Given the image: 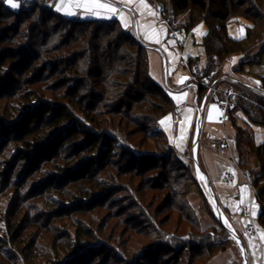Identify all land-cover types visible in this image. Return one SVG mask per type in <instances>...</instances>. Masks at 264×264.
I'll return each mask as SVG.
<instances>
[{"label":"trees","instance_id":"1","mask_svg":"<svg viewBox=\"0 0 264 264\" xmlns=\"http://www.w3.org/2000/svg\"><path fill=\"white\" fill-rule=\"evenodd\" d=\"M3 1L0 4L1 9H5L7 14L3 16L1 14L2 12H0V41H4L3 38H8L7 35L11 32L18 33V31H15L14 26L8 27L2 23L5 18L17 15V10L7 7L6 0L4 3ZM152 1L167 5L165 0ZM168 1L179 15L186 14L190 10L197 11L198 18L202 19L206 25V33L203 37L206 65L202 67V70L196 77L199 104L209 91V84L205 85L203 80L204 77L211 72H216L210 84L217 82V79L220 77V69H215V62H222L227 58L232 59L235 57L237 58V67L235 71L239 73L247 71V67L253 66L252 64L262 62V58L264 57V27L256 29L260 25L256 19L264 21V11L262 15L255 14L254 11L256 8L252 5V9L249 10L251 12L250 14L258 17H255L256 19L247 17L250 23H252V27H248L246 34L239 39L230 36L227 29V25L231 19H234L235 16H244L245 12H241L242 7L240 8V6L244 4L247 5L248 0ZM34 9L35 7L30 9V11L33 12ZM45 9L50 11L54 19L55 17L60 18L63 23L70 25V31L76 32L77 29H81L78 38L72 40L70 44L68 43L70 40L66 42L68 44L66 46L67 51L63 50V55L59 57L61 68L63 66L64 71L72 72L77 77L74 79V81H76L74 83L75 85L71 87L72 89H70L68 94L58 98V96L54 94L52 88L44 91H42V89L34 90L33 87H35L37 82H35V80L33 81V75H31L29 80L24 81L26 86H29L28 88L21 87L22 84H19V82L15 83L19 91H17L18 94L21 88L25 89V92H22L18 98H15L18 99V103L15 102L8 107H0V154H4L3 149L8 143H14L17 149L15 154L18 156L16 158L17 160H14L11 165L17 166V163L22 159H30L28 170L26 171L27 173L25 172L21 178L17 179L15 183H13V186L20 185L23 179L27 178V176L34 175L37 169L41 167L42 163H46L51 168V172L49 173L52 174L49 175V178L46 180L45 186L54 190L56 196L54 197L51 195L48 198L49 200L46 198L45 201L51 204H56L57 202L58 204H72V206L66 207L69 212L61 213L63 215H67L70 212L83 214L84 212L95 210V208L107 207L106 203H110V193L113 191L117 193L123 191L125 197L131 198L127 202L130 206L129 209L132 211L137 209V206L143 208L142 204H140L141 200L144 201L145 198L148 197L150 191L155 192L156 195L153 196L154 199L158 198L157 195H161L162 192H169V198L165 202L166 204L160 207L162 209H165L173 198L184 193L182 192L183 190H181L182 187L185 188V193L194 188L200 192L199 194L202 196L203 193L201 192L200 184L196 178L193 159L190 157L192 156L193 134L196 125H192L193 130L191 131L186 151L180 153L175 146L170 144L166 132L160 128V121L163 118L170 114L173 118L177 105L175 99L169 94V91L157 84L151 77L148 47L141 43V41L133 35L132 31L127 30L118 19L75 20L64 17L60 13H56L52 7L46 6ZM25 12L27 13L28 10L24 9V11L20 12V15H23ZM38 22L42 23V19L38 18ZM193 22L194 20L190 18L188 22H184L181 27L188 31L193 28ZM93 25L95 26L94 34L92 35L90 33L91 35H89L90 27ZM35 29H37L36 26ZM252 30L256 31L255 37L251 36ZM102 31L104 33V35L101 36L103 42L101 44L97 43L95 46L94 42L97 41L96 36ZM79 38L87 40H79L77 43L76 40ZM106 40H108V44L106 45L107 54L104 57H107L105 60L107 66L104 70L107 74L103 72V68L100 69L99 66H101V63L97 66V69L96 67H92L88 75L92 76V73L95 74L96 72L94 69H96L98 71L95 77L97 81H107L111 78L108 82V86L111 89H104V91L99 92L97 91L98 89H93L92 92H89L92 100L90 103L88 102L87 106L81 105V102H78L79 100L76 101L77 103L73 102L74 104L72 105V99L73 101L76 99L72 96L74 95L73 90L75 87L78 89L77 82L81 80L86 81L88 77L84 75L85 73H82V71H85L83 67L85 68L87 62L90 61V57L92 56H89V54H91L90 52H98ZM2 42H0V44ZM8 42H10V39H8ZM260 42L261 44L259 45ZM79 43H81V45L76 48ZM41 45L42 50L39 54L43 57L48 56L54 50L58 51L60 47L59 44L50 49L45 46V43ZM257 46L262 47L259 53L254 52ZM113 48L115 52L111 51ZM34 50L31 44L30 46L26 45L24 48L19 49L14 45L13 47H4V49L0 48V61L5 58L9 59L8 61H11L10 66L14 68V72L12 73L14 75V73H19L22 64L17 60H15V62L17 61L16 63H13L12 60H14V58L18 59L19 56L23 54V57L26 55L23 61L25 63L34 56ZM17 51L19 52L18 54ZM10 55L13 56L9 57ZM78 59L84 60L81 67L77 62ZM190 61L192 62V60ZM1 63L2 62H0V64ZM44 63L46 67H55V62L51 59L46 60ZM84 63L86 64L84 65ZM114 63L127 64L128 67L132 66V71L128 72V70H126L125 72V69L120 67L117 73L114 69ZM3 66L0 65V68ZM46 67L45 70L43 68V73L47 72ZM17 69H19V71ZM53 74L55 73L52 72V75ZM114 74H117L116 78H106ZM62 79L66 81L64 77ZM261 80L258 90L236 83H233V85L228 88L235 93V107L230 113V121L234 126L235 140L240 148V150H236V153L238 152V164L242 168L244 167V160L246 158H244L245 152L254 150L258 154L260 162L258 169H261V167L264 169V144L257 147L253 134L246 128V126L250 127L252 124L264 125V77H261ZM97 81L94 82V85H96ZM8 82L9 80L6 76L4 77L0 74V100L6 97L10 98L15 94V87L12 83L9 85ZM215 90H217L216 87ZM110 91L112 96L110 99H106ZM127 100L132 101L128 106L126 104ZM99 102H102L103 106L108 107V111H111L103 115L106 119L102 118L103 112L100 114L95 112ZM144 103L146 105L142 107L141 112L138 111L136 116L133 117L130 113L133 105L142 106L140 104ZM125 106H127V108H125ZM41 107L43 108L39 110V112H36ZM111 108H113V110H111ZM234 111H241L245 115V119L242 121L245 125L238 124L233 114ZM113 114L121 116L123 122L130 121L129 125L133 124L135 128L131 129L129 126H123V122L116 124V118ZM114 125L118 127H112ZM122 127H124L126 138L142 134L144 139L138 145L133 141H128V138L126 139L123 135L121 136L117 133V130H120ZM148 140H155L157 144L150 147ZM199 150L198 148V154ZM4 155H6V153ZM172 163L173 166L170 170L168 166H171ZM90 165L99 166L98 173L100 171L108 172L109 178L105 180L97 178L95 176L96 173L91 171ZM160 167H162L163 174L159 176V178L154 179L156 180L154 181L156 184H153L151 183L153 179L149 181L150 178H148V175ZM122 178H127V180L121 182ZM256 179L260 180L261 175L257 176ZM136 180H139L138 184L134 183ZM72 184L74 185L75 191L73 193L65 189V187ZM257 186L258 183L255 182L253 178V187L256 191V200L259 205L258 220L259 223L264 226V188L258 189ZM43 191H45V187L37 189L36 193H39L37 194L38 196H44L45 193ZM136 191L141 200L136 195ZM46 195L47 194H45L44 197H46ZM202 198L204 199L205 196H202ZM20 202H18L19 205L17 202L14 203L15 207L12 209L11 216L5 221L7 230L4 232L3 238H0V243H4V246H9L10 250L14 251L15 249L18 255L19 252L21 254L26 247L25 243L21 242L25 239L23 229L19 231L16 225V211L23 206ZM181 204L183 206L182 210H186V199L182 200ZM62 207L60 208L64 210ZM61 209L57 210V208H54L52 212L54 214L51 216V219L53 217L56 218V215H60L55 212ZM157 211V214H161L160 210ZM222 211L224 213L223 209ZM138 213L139 214H136L132 218L133 220L131 222L135 221L136 228L140 234L148 231L145 233L147 236L144 237L143 235L144 243H141L139 246L140 252H138L137 256L135 255L136 257L128 261L124 258L126 255L117 251L116 248L114 250L116 255L114 256L113 264H140V258L148 259V264H159L158 262L160 259L167 258L170 254L175 255L173 264H180V260L186 254V251H188V257L192 263L196 258H204L206 255L213 254L216 250H223L225 247L228 248L232 246L230 234L220 224L218 219H216V230L221 233L220 235H216L213 240H210L207 236L201 238V240H195L196 238H193L194 240L191 241L189 238L185 239V236L188 235H179L182 229L181 227L175 226V234L166 233L164 231L161 232L162 230L159 224L155 223L158 220L154 219V223L152 221V224H150L152 220L150 217L145 216L140 209ZM209 215L215 219L214 214L211 213ZM182 217L184 220L187 218L185 214ZM27 221H30L28 215ZM44 225H46V223ZM149 225H154V227L151 228ZM90 228H92L91 225ZM78 230L79 232L73 239L72 244L66 245L67 247L55 245L56 256L51 253L53 252V246L50 250L51 252L46 254L45 258H47V264H82L81 259L84 260L87 253H90L89 257H93L95 250L102 249L103 245H101V243L93 244L96 241L93 240L91 233H86V231L80 227ZM199 245L201 247H198ZM173 246L176 249H174ZM92 249H94L93 252L91 251ZM113 249L111 250L113 251ZM0 252V264H32L37 260L33 257L31 260L32 262L30 260L20 262L16 252ZM198 252L199 254H196ZM60 253H64V258L59 256ZM103 253L101 255H103ZM67 255L69 257H67ZM48 259L50 260L49 263ZM93 259L95 260V258ZM165 264L168 263L166 262ZM169 264H171V262H169Z\"/></svg>","mask_w":264,"mask_h":264},{"label":"rangeland","instance_id":"2","mask_svg":"<svg viewBox=\"0 0 264 264\" xmlns=\"http://www.w3.org/2000/svg\"><path fill=\"white\" fill-rule=\"evenodd\" d=\"M3 0H0V4L2 3ZM149 2H152L155 10L150 13L149 16H144L139 18V24H140V31L142 33V30L144 32H150L151 36H153V39H156V42H158V46L160 47L159 50L161 51L158 53L161 55V59H166V63L168 67H174L173 69L175 70L174 75H173V80L171 79V82L174 83H179L181 85H187V83H193L191 79V72H190V67L195 63H198L201 67H205L206 65V54L205 50L203 47V37L206 33V25L202 21V19L198 18V12L195 10H190L186 14H177L170 5L171 3L168 0H165L166 4L163 3H155L152 0H148ZM5 0L3 1V3ZM17 3H19L20 7L15 8L17 10V15L11 16L9 18H5L3 20V25H6L8 27L14 26L15 31H18V33L11 32L8 36V38H3L0 42V48L4 47H13V45L19 49V48H24V46L31 44L32 49L34 50V56L31 57L28 61L25 63L24 58H26V55L23 57L22 56L17 59L14 58L12 60L13 63H16L17 61L21 62V69H17L19 73L14 75L12 74L14 72V68L10 66V62L8 61L9 59H2L0 62H2L0 65L3 66L0 68V74L3 75L4 77L9 80L8 84L12 83V85L15 87L14 89L15 94L14 96L8 98H2L0 100V107H8L11 106V104H14L15 102L18 103V98L22 92H25V89L21 88L20 93H17V87H16V82L21 83V87L28 88L26 84L24 83L25 80H29V77L32 76L33 81L37 82L35 84V87H33L34 90H40L42 91L47 90L49 88H52L54 90V94L58 96V98L63 97L68 94L71 87H73L76 81L74 79L77 77L75 76L72 72H66L63 70V66L61 68L60 65V59L59 57L62 54L63 50L67 49V41L69 44L74 40L75 38H78L79 34L81 33V29H77L75 31H70L71 26L63 23L60 18L54 19L52 17V14L50 11L45 9L46 6L52 7V9L56 13H60L59 11L56 10V5L58 4L59 0H16ZM238 2V1H237ZM242 3V2H241ZM7 7L11 8L10 5L6 2ZM159 5H163L165 7V12L166 16L164 14L162 17L159 15V11L157 8ZM252 5H254V8L256 10L254 11L255 14H260L262 15L264 11V0H248L247 5L244 4L240 6L241 12L244 13L243 17H236L234 19H231V21L227 25L228 33L230 36L239 39L243 37L246 32L248 27H252V23L248 20L247 17L252 18H257L258 16L250 14L251 12L249 10L252 9ZM95 6V7H94ZM35 9L33 12L30 11V9ZM91 7V6H90ZM94 7V8H93ZM1 9V5H0ZM8 9V8H7ZM13 9V8H11ZM24 9L28 10V12L24 13L23 15H20V12L24 11ZM2 12L1 14L5 16L7 12L4 10H0ZM91 16H87L86 19L80 18L81 20H109L108 17L113 16V14H110L108 8L101 7V6H96V3L93 4L91 11L89 12ZM154 13V14H153ZM249 13V14H247ZM61 14V13H60ZM66 14V13H65ZM156 16L159 18L160 22H158V19H154L156 23H153V16ZM68 15V14H67ZM67 15H63L64 17H67ZM173 16L174 17V25H170V23H167V17ZM128 20H132V17L130 14L127 16ZM38 18L42 19V23L38 22ZM70 19H75L71 17H67ZM113 19L112 17H110ZM192 18L194 20L190 30H185L181 27L184 22H188V19ZM255 18V19H256ZM125 19V18H124ZM135 19V18H134ZM144 19V20H143ZM76 20V19H75ZM258 20V23L260 24L257 28L259 27H264V21H261L260 19ZM264 20V18H263ZM127 23V20H124ZM200 21V22H199ZM202 21V22H201ZM133 22V20H132ZM199 22V23H198ZM38 23V24H37ZM1 26V24H0ZM35 26L37 29H35ZM139 26V25H138ZM4 27V26H2ZM94 25L90 27L89 35L94 34ZM135 27V25H134ZM174 27L182 28L183 30V36L182 40L184 42V46L182 49H179L178 47L173 46L168 42V37H169V32L172 30ZM251 28V29H253ZM133 35L139 37V27L133 28ZM13 30V29H12ZM162 32L163 37L160 35ZM91 33V34H90ZM251 36L255 37L256 36V31L252 30L251 31ZM82 35V34H81ZM88 35V36H89ZM104 35L103 31L99 33L98 36H96V40L94 42V45L96 46L97 43H102L103 38L101 36ZM90 37V36H89ZM160 37V38H159ZM92 38V36H91ZM8 39H10V42H8ZM79 40L85 41L83 39H78L76 40L77 43ZM45 43V46L49 47L52 49L54 46H58L60 44L59 50L58 51H52L48 56H40L39 52L42 50V45ZM66 43V44H65ZM105 43V44H104ZM102 44V48L98 52L91 51L89 54L90 61L84 63L86 64V67H83L82 73L84 72V75H87L88 77L86 78V81H78V89L75 87L73 90L74 95L72 97H75L76 99H72L71 103L72 105L74 104L73 102L77 103L76 101L79 100L78 102H81V105L87 106L88 102L92 100L90 98L89 92L94 89H98L97 91H104V89H111L108 86L109 80H111L110 77L116 78L117 74H114L113 76H108L106 78H110L109 80H99L95 78L96 75L98 74L97 66H99L101 63V68H103V72L106 73L104 68H106L107 63L105 62L107 57L106 56V45L108 44V40H106ZM261 42L259 43V45ZM81 45L79 43L76 48ZM105 45V46H104ZM261 46L255 47L254 52L259 53L261 51ZM67 51V50H66ZM111 51L115 52V49H111ZM19 52L17 51V54ZM23 53V49H22ZM38 54V55H37ZM157 54V55H158ZM15 55V54H14ZM155 55L154 53L152 56ZM13 55H10L11 57ZM150 58V74L153 80L160 82L162 84L163 88H166L165 84V79H164V60H161V63H156L154 62V59ZM94 58V59H93ZM52 60L55 62V67H46L45 61L46 60ZM92 59V61H91ZM15 60H17L15 62ZM192 60V62L190 61ZM44 61V62H43ZM84 61V60H83ZM83 61L81 59H78L77 62L81 65H83ZM218 65H214L215 67L219 68V75H222L225 77L223 81H220L219 83L214 82L213 85L216 87L217 91H224L229 88V84H232L230 77L232 79H240L242 81L247 82L249 80L248 78L250 77L251 80L255 81L258 87H260L261 84V77H264V57L262 58V62L258 64H252L253 66L247 67V71L243 73L235 72L236 70V65H237V58H232V59H225L224 61H217L215 62ZM47 72L43 73V68ZM92 67H96L94 71L96 72L95 74L92 73V76H89L88 74L91 71ZM114 69L119 72V68H123L128 70V72L132 71V66L128 67L127 64H122V63H114ZM89 68V69H87ZM63 70V71H62ZM169 70V69H168ZM52 72L55 73L52 75ZM109 72V71H108ZM69 73V74H68ZM114 73V72H113ZM218 73V72H217ZM107 74V73H106ZM120 74V73H119ZM169 71L167 74V79L169 81L170 76H169ZM66 77H65V76ZM82 75V74H81ZM65 78L66 81H64L62 78ZM74 77V78H73ZM229 77V78H228ZM31 78V79H32ZM12 81V82H11ZM95 81H97L96 85H94ZM106 81V82H105ZM231 82V83H230ZM158 84V83H157ZM177 84V85H179ZM29 85V84H28ZM99 85V86H98ZM181 89L180 94H182L180 97L185 100L187 98V101L184 102V106L181 109L186 115L183 119H181L178 122H174L172 115H168L165 118H163L160 121V128L166 132L169 142L171 145L175 146V148L180 152L184 153L187 149L188 146V140L190 137V132L192 131V126L189 125V122L191 124H195L198 119V114L199 110L198 107L200 108L203 107L205 104V108L208 110L210 107V104L212 103L214 93L212 92H207L206 96L204 97L203 101L197 106V97L196 93L197 90L194 86H190ZM19 92V91H18ZM111 91L108 93L106 99H110ZM170 94V93H169ZM137 96V95H135ZM206 101V102H205ZM132 101L127 100L126 104H131ZM186 104V105H185ZM71 105V106H72ZM142 106H136L133 105L131 114L136 116L137 112L142 110V107H144L146 104H140ZM79 106V105H76ZM125 106V108H127ZM43 107L39 108L41 110ZM110 109V108H109ZM144 109V108H143ZM113 110V108H111ZM95 112L97 114L102 113V118L106 119L105 116L108 112V107L103 106L102 102H99V104L96 107ZM113 112V111H112ZM106 113V114H105ZM206 113H204V116L202 118V125H201V137L199 141V146L201 153L204 152L205 150V163L209 167V175L212 177L213 171L218 172L217 169V164L221 165L223 167L222 162H218L216 153L214 152L215 150L212 147L211 143V137L213 136L214 138H231V139H236L235 137V130L232 122L230 121L231 115L228 116V119L223 122L220 119L219 123H213V125H210L206 119ZM238 124L243 125L242 121L245 119V115L241 111H234L233 112ZM114 115V114H113ZM116 124L119 122H123L121 119V116H116ZM136 118V117H135ZM130 121L123 122V126H129L131 129H134V125L131 124L129 125ZM128 124V125H127ZM189 126H191L189 128ZM117 128L118 126H112ZM251 133L254 136L255 139V144L256 146H261L264 144V125H256L252 124L250 127L246 126ZM191 129V131H190ZM196 129V126H195ZM121 136L123 135L124 138H126L124 134V127H122L120 130H117ZM195 133V131H194ZM195 134H193V137ZM128 138V137H127ZM126 138V139H127ZM144 139L142 134H138L135 137L128 138V141H133L136 145H138L142 140ZM194 139V138H193ZM149 146H154L157 144V141L155 140H148ZM193 146V144H192ZM237 150H240L239 147H237ZM4 150V154H0V238L2 239L4 236V232L7 230V225H6V220L10 218V214L12 212L13 207H15L14 203H22V207L16 211V225L21 231L23 229V234H24V240L21 242H24L26 247L23 249V252L21 255L19 252V255L17 251H14L17 253V257L20 259V262H24L26 260H32V258H36L32 264H47L46 262V254L48 252H51L50 250L53 248V253L52 255L56 256V249L55 245H59L61 247H67L66 245L72 244L73 239L77 236L79 232V227L83 230L86 231V233H91L92 238L94 241H96L93 244H100L103 245L102 249L95 250L93 257H89L90 253H87L84 257V260L81 259L82 264H113L114 256L116 255V252L114 250L116 249L117 251H120L124 253L126 256L124 258L126 260H132L134 257L138 255L139 251V246L141 243H144L143 235L144 237L147 236L148 231L144 232L143 234H140L139 231L136 228L135 221L131 222L133 217L138 213V210H142L145 216L150 217L152 220L150 224H152V221L158 220L155 223H158L161 232H166V233H174V228L175 226L181 227V231L179 235H188L185 236L186 238H189V240H194L193 238H196L195 240H201V238L207 237L210 238V240H213L216 235H220L221 233L218 232L217 229V220L220 222L214 204L213 200L210 196L209 189H208V181L204 177V175H199L196 171L195 165L194 170L196 174V178L200 184V189L202 190L201 192L203 193L202 196H205L203 199L202 196L199 194L197 190L194 188L189 190V192L185 193V188L182 187L181 190H183L182 195L173 198L172 201L167 204L165 209L160 208L161 206H164L166 204L165 202L168 200V194L169 192H162L161 195H157L158 198H155V192L150 191L148 193V197L145 198L144 201L140 199L138 196V192L136 191V195L139 197L141 200V203L143 208H139L137 206V209L132 211L129 209V201L130 199L125 197V193L123 191L117 193V192H111L110 193V203H106L107 207H102V208H95V210L89 211V212H84L83 214L81 213H76V212H70L67 215H63L61 213L63 212H69L67 209L68 207L72 206L69 205L70 203H64V204H58V202L55 204L48 203L46 198L48 199L51 195L56 196V193L54 190H51L50 187L45 186L46 185V180L49 178V175H51V168L49 165L46 163H42L41 167H39L36 171V173L32 176H27V178L23 179L22 182H20V185L18 186H13V183L28 170V165H29V160L30 159H22L20 162L17 163V166H12L11 163L14 162V160H17V154L15 152L17 151L16 146H14V143H8ZM236 150L233 152L227 151L225 155L233 161L239 168H236V171L240 174V179L236 180L234 182L232 189L229 188L227 190H221L222 195H218L216 193H219L213 184H211L212 191L215 194V197L219 203V205L224 203V199L227 200L229 203V211H231V217H228L229 220L233 223L238 224V228L241 229V233H244L243 236L246 241L242 239L241 236H239L242 240V243L244 245L245 251L247 253V264H264V226L259 223L258 220V215H259V205L256 200V191L253 187V178L255 182L258 183V189H263L264 188V169L261 167V169H258L259 165V159H258V154L254 150H248V152H245L246 154L244 155V167L242 168L238 164V152L235 153ZM191 155H192V150H191ZM10 156V157H9ZM192 157V156H190ZM197 159L198 163L200 166V169L204 173L200 162H199V154L197 153ZM20 163V164H19ZM194 163V161H193ZM91 164V163H90ZM261 165V164H260ZM91 166V171H93L95 176L100 179H108L109 174L108 172L100 171L98 173V168L99 166ZM173 166V163L171 166H168V169L171 170ZM259 167V168H260ZM257 169V170H256ZM242 172L245 174H249L251 176V179L249 180L246 176L245 178L242 177ZM27 173V172H26ZM223 173L227 174L230 173V171L226 170V168L223 169ZM163 174L162 167L159 169H156L155 171H152L150 175H148L150 180H152L153 184H156V180ZM261 175V179H256L257 176ZM127 178H122L121 182L126 181ZM139 180H136L134 183L138 184ZM141 182V181H140ZM250 184V185H249ZM256 184V183H255ZM74 185H70L68 187H65V189L68 191H71L72 193L74 191ZM45 187V191H43L45 194L44 196H38L36 193L37 189ZM135 189V188H134ZM251 191L253 193V197L251 200V208L253 212V221L254 224L256 225L257 228H259L260 233H259V238H251L249 235H247L244 232V228L246 227V224L249 223L250 219L249 218H242L241 213H242V208L244 206H250V197H251ZM108 197V196H107ZM220 197V198H219ZM224 197V199H223ZM186 199V210H182V200ZM221 199V200H220ZM49 200V199H48ZM152 201V202H151ZM19 205V203H18ZM220 205V206H221ZM64 206V207H62ZM60 207H62L64 210H62ZM67 207V208H66ZM54 208L57 210L61 209L60 211L56 210V218H52L51 216L54 214L52 213L54 211ZM121 208V209H120ZM126 208V209H124ZM222 208V206H221ZM157 210H160L161 214H157ZM214 214L215 219L209 215V214ZM42 214V216H41ZM182 214V215H181ZM186 215L187 218L186 220L183 219V215ZM27 215L30 218V221H27ZM158 218V219H157ZM150 220V219H149ZM154 220V221H155ZM249 220V221H248ZM153 221V223H154ZM28 222V223H27ZM163 222V223H160ZM46 223V225H44ZM133 224V225H132ZM196 224H200L199 227ZM221 224V223H220ZM222 225L226 231L227 228H231V226L226 222L223 223ZM90 225L92 228H90ZM151 228L154 227V225H149ZM227 227V228H226ZM221 228V227H220ZM233 230V229H232ZM234 231V230H233ZM18 232V231H17ZM179 233V232H177ZM184 233V234H183ZM229 233V232H228ZM236 233V232H235ZM175 234V233H174ZM242 235V234H241ZM232 239V237H231ZM55 241V242H54ZM57 241V243H56ZM33 242V243H32ZM208 244V243H207ZM237 242L232 239V246H229L228 248L225 247L223 250H216L213 254L206 255V257H199L196 258L195 261L192 263L190 262V259L188 257V251H186V254L181 258V263L180 264H244V257H243V250L238 249L237 247ZM74 245V244H73ZM175 245V244H173ZM198 247H201L200 245ZM114 248V249H113ZM174 249H176L173 246ZM241 248V247H240ZM61 249V248H60ZM113 249V251L111 250ZM64 250V249H62ZM66 250V249H65ZM94 249L91 251L93 252ZM0 251H5V252H14L13 250L9 249V246L7 245L4 246V243H0ZM105 251V252H104ZM14 252V253H15ZM90 252V251H88ZM104 252V253H103ZM103 253V255H101ZM1 254V252H0ZM196 254H199L196 253ZM228 255V258L225 259L224 256ZM44 255V256H42ZM101 255V256H100ZM136 255V256H135ZM60 257L64 258V253H60ZM99 256V257H98ZM174 254H170L167 256V258L160 259L158 262L159 264H165L166 262L169 264H173L174 262ZM67 257H69L67 255ZM95 258V260L93 259ZM53 259V258H52ZM93 259V260H92ZM144 259V260H143ZM49 260V259H48ZM86 260V261H85ZM141 260V261H140ZM93 261V262H92ZM32 262V261H31ZM50 260L48 261V263ZM77 262V261H76ZM148 259L146 258H140L139 263L140 264H148ZM121 264V263H120Z\"/></svg>","mask_w":264,"mask_h":264},{"label":"crops","instance_id":"3","mask_svg":"<svg viewBox=\"0 0 264 264\" xmlns=\"http://www.w3.org/2000/svg\"><path fill=\"white\" fill-rule=\"evenodd\" d=\"M94 3H96V6L106 5L107 7H105V8H108L110 14H113V16L110 15V17H112L113 19H118L122 23L123 26L126 23L124 21L126 19L127 20V23H126L127 27H125V26L124 27L127 30L133 32V30H134L133 28L139 27L140 34H139V37L137 36V38L141 41V43H143L145 46L148 47V50H149L148 51V54H149V67H150V64H151L150 63V58H151L153 53L155 54V55L152 56V58L154 59L155 65H156V63H161V60H164V67H165L164 68V79H165L166 88L169 91L170 95L175 99L177 107L181 110L183 108V106H184V102L187 101V98L185 100H183L180 97L182 95V94H180L181 89L185 88V86H187V87L194 86L196 88V90H197V87L195 86L194 83H192V84L191 83H187V85L184 86V85H181L179 83H177V84H179V85H177L176 83L171 82L170 80L173 78V75H174V72H175L176 69L174 70L173 69L174 67H170L169 68L167 63H166V59H161L162 58L161 55L158 54V53L161 52L159 50L160 47L158 46V42H156V40L158 38L153 39V36H151L150 32H147V31L144 32L142 30V33H141L140 24H139V22H140L139 18L141 17V14H142V17H144L145 15L150 17V13L155 10L152 2H149L148 0H59L58 4L56 5V7H57L56 10L58 8H60V10H57V11H59L64 16L68 14L67 17H71V18H75V19H80V18L84 17V19H86L87 16H91L89 12L91 11L92 6H93ZM112 8H115L116 11L115 12L110 11V9H112ZM128 14L131 15L133 22H132V20H128L127 19L128 18L127 17ZM110 17H108L109 20H112ZM154 19L155 20L158 19V22H160L159 18L155 14V16H153L152 25L154 23H156V21H157V20L155 21ZM134 25H135V27H134ZM160 35L163 37L162 32L160 33ZM168 71L170 73L169 74V76H170L169 81L167 79ZM262 76H264V75H262ZM223 79H225V77L220 75V77L217 79V82L219 83L220 81H223ZM248 79L249 80H247V82H245V81H242L240 79L239 80L238 79H232L230 77V80H231L232 84H229V88L233 85V83H236V84H240V85H243L245 87H248V88H252V89L258 90L259 87L255 83V81L251 80L250 77ZM155 82L162 86V84H160V82H158V81H155ZM196 97H197L196 103H197V106H199L197 93H196ZM214 98H215V95L213 97L212 103L210 104V107H209L208 110L205 108L206 104L203 106L204 107L203 108V116H204V113L207 111L206 119H207V121H208V123L210 125H213V123H219L220 119H221V113H220L218 107L215 104ZM200 108H201V106H200ZM198 110H199V107H198ZM181 112H182V118L181 119H183L186 115H184L182 110H181ZM180 120H178V121H180ZM178 121H174V122H178ZM189 125L192 126L193 123L191 124V122H189ZM195 125H196V123H195ZM243 125H245V124H243ZM191 126H189V128ZM190 131H191V129H190ZM190 134H191V132H190ZM213 138L214 137L212 136L211 137V143H212L211 145H212L213 149L215 150L214 152L216 153L218 162H222L223 163V167H221V165L217 164L216 166H217L218 172L216 173V172L213 171L212 177H210V175H209L210 169L205 163V160H206L205 159V150H204L203 153H201V151L199 150V162H200V165H201L202 169L204 170V173L206 174V177L209 180L210 184H213L215 186V189L219 192V193H216V194H218L220 196V195H222L221 192L223 190H225V188L227 190H229V188L232 189V186L235 184L234 182H236V180L240 179L241 177H240V174L236 171V168H239V167L235 163H233V161L228 157L229 155L221 156L219 154L217 148L214 147V145H213ZM224 168H226L227 171L229 170L230 173H234L235 174V180L234 181L227 182L225 180V174L223 173V169ZM242 177L245 178V175H244L243 172H242ZM252 197H253V193L251 191L250 205H251ZM223 199H224V197H223ZM228 203L229 202L224 199V203H222V205L220 204L222 206V209L224 210L223 214H224V216H225V218L227 220V223L238 234V236H241L242 239L244 241H246L244 239L245 236H243L244 233H241L242 227H240L241 229H239L238 228V224L234 223V225H233V223H232L233 221L231 222V220H229V218H228V217H231V211H229V209H228L229 208V204ZM246 207H248V206H244V208H246ZM244 208H242V211L244 210ZM252 215H253V212H252ZM252 215H251V220L250 221H252L254 223ZM241 216H242V218H246V217H244L242 215V213H241ZM247 225H248V223L246 224V227L244 228V232L246 231ZM242 232H243V230H242ZM245 233L248 235L247 231ZM258 238H259V236H258ZM236 245H237V247H239L238 249H240V251H241L240 246L238 244H236ZM228 255L229 254L225 255L224 258L227 259Z\"/></svg>","mask_w":264,"mask_h":264},{"label":"built area","instance_id":"4","mask_svg":"<svg viewBox=\"0 0 264 264\" xmlns=\"http://www.w3.org/2000/svg\"><path fill=\"white\" fill-rule=\"evenodd\" d=\"M157 10L159 11V15L161 17L164 13H165L164 16H166L165 7L163 5H159ZM173 22H174L173 16L167 17V23H170V25H174ZM169 33L170 34L168 37V42L170 44H172L173 46L178 47L179 49H182V47L184 46V42L182 40V36L184 35L182 28L174 27L172 30H170ZM216 65H218V63ZM215 69H218V68L215 67ZM201 70H202V67L198 63H195L192 66V68L190 67L191 79H192V81L196 87H197L196 77H197V74ZM215 74H216L215 71L211 72L208 75H206L203 80H204L205 85L209 84L208 85L209 92L213 91V93L215 95V98H214L215 104L221 113V120L223 122H225L235 107V104H234L235 93L231 89H226L224 91L215 90L214 85L210 84V81L215 76ZM181 118H182V112L177 107L175 110V114L173 115V120L178 121ZM213 145H214V147L217 148V150L221 156L225 155V153L227 151L233 152L234 150H237V147H238L237 141L235 139H231V138L230 139L229 138H219V139L213 138ZM245 176L249 180L251 179V176L249 174H245ZM225 180L227 182L234 181L235 180V174L234 173L225 174ZM242 215L251 220V215H252L251 205L244 208V210L242 211ZM246 231H247L248 235L252 238H258L259 233H260L259 228H257L256 225L252 221H250L248 223Z\"/></svg>","mask_w":264,"mask_h":264},{"label":"water","instance_id":"5","mask_svg":"<svg viewBox=\"0 0 264 264\" xmlns=\"http://www.w3.org/2000/svg\"><path fill=\"white\" fill-rule=\"evenodd\" d=\"M203 108L204 107L199 108L198 119H197V122H196L195 136H194V139H193V146H192V159L194 161V165H195V168H196L197 173L199 175H204V177L208 181V184L207 185H208L209 193H210V196H211V198L213 200V204H214V207H215L217 216H218V218L220 220V223L222 225H224L223 223L226 222L227 220H226V218H225V216L223 214V211H222V209H221V207H220V205H219V203H218V201H217V199L215 197L214 192L212 191L211 184H210L209 180L207 179L206 174L203 173L202 170L200 169V166H199V163H198V159H197L198 146H199V140H200V135H201V125H202V118H203ZM227 231L229 232V234L232 237V239L234 241H236L237 244L243 250L244 264H247V253L245 251V248H244V245L242 243L241 238L232 229L227 228Z\"/></svg>","mask_w":264,"mask_h":264},{"label":"snow or ice","instance_id":"6","mask_svg":"<svg viewBox=\"0 0 264 264\" xmlns=\"http://www.w3.org/2000/svg\"><path fill=\"white\" fill-rule=\"evenodd\" d=\"M6 2L10 5L11 8L15 9V8H19L20 5L19 3L16 2V0H6ZM101 7H107L106 5H101ZM57 10H60V8H58ZM110 11H113L115 12L116 9L115 8H112L110 9ZM125 27H127V24L125 23L124 25ZM161 123H163V121H161Z\"/></svg>","mask_w":264,"mask_h":264}]
</instances>
